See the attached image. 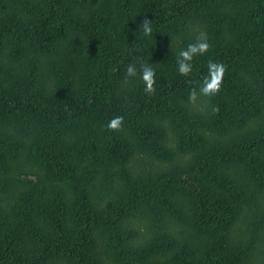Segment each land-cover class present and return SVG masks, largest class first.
Instances as JSON below:
<instances>
[{"label": "trees", "instance_id": "trees-1", "mask_svg": "<svg viewBox=\"0 0 264 264\" xmlns=\"http://www.w3.org/2000/svg\"><path fill=\"white\" fill-rule=\"evenodd\" d=\"M67 1L84 5L82 0ZM226 7L245 12L251 27L233 41L216 38L205 54L192 60L187 76L174 68L155 81L151 94L138 81L127 95L118 94L117 73L127 71L147 41L161 44L167 33L188 34L182 41L184 49L192 43L189 34L202 24L205 11L217 13ZM58 11L50 8L28 21L0 24V182L24 183L25 190L12 209H0V264H102L94 256L99 235L114 264H264V250L262 261H253V251L234 241L233 234L240 204L259 209L256 196L264 188V177L253 170L250 159L264 161V125L256 133L232 137L233 131L237 134L264 116V0H105L99 14L112 24L106 35L118 28L115 19L127 24L126 32L116 38L111 52L98 55L86 67L83 90L64 99L44 95V88L22 87L28 78L37 83L40 79L27 68L20 69L30 52L37 54L43 46L68 37L70 26ZM145 18L151 20L148 36L140 25ZM67 51L66 71L75 73L78 63L86 60L74 49ZM209 61L223 64L225 71L219 91L206 96L208 112L196 120L188 108L189 94L209 75ZM117 115L124 118L122 127L109 129L108 121ZM166 120L179 122L177 147L195 156L190 166L151 168L138 183L126 179V193L106 207L91 199L87 185L77 189L80 182L75 181L71 163L78 157L87 158L93 167L87 184L105 167L127 170L134 152L150 162L163 157L159 143L165 137L162 121ZM11 123L29 132V145L14 149L9 127L3 131ZM69 131L75 136L72 143ZM224 135L231 140L218 139ZM206 136L215 142L209 145ZM21 158L42 172L48 183L68 178L70 193L77 189V195L61 193L45 200L39 173L33 175L35 182L10 174ZM137 214L162 228L170 223H174L171 229L187 225L193 238H205L203 253L198 256L190 250L188 236L170 253V262L163 263L175 245L172 236L163 229L136 244L137 232L126 230L122 223Z\"/></svg>", "mask_w": 264, "mask_h": 264}, {"label": "rangeland", "instance_id": "rangeland-1", "mask_svg": "<svg viewBox=\"0 0 264 264\" xmlns=\"http://www.w3.org/2000/svg\"><path fill=\"white\" fill-rule=\"evenodd\" d=\"M82 1L84 4L83 7L74 5L73 2L69 3L67 0H0V24L2 21L13 24L20 21H28L32 15L37 17L46 14L50 8H56V10L59 9L58 14L62 15L70 26L68 37L63 39V41L58 42L54 46H43L42 52L37 51V54L36 51L30 52L24 60V64L20 65V69L27 68L28 71L33 72L36 77H39L40 82L37 83L38 80H33L32 82V79L28 78L22 87L24 86L28 89L33 86V89L36 91L44 88V95L49 97L58 96L62 99L69 94H79L83 90L85 80L87 79L88 70L86 67L93 65V61H96L95 59L98 55L111 52L116 38H119L126 32L124 28L127 24L121 22V19H115V22H119L118 28L112 29V33H107L106 35V29L110 31L112 24L108 20H103L99 14V10L105 0ZM245 14V12L232 11L227 7L217 13L206 10L202 24L193 29L189 34L193 38L192 43L196 41L201 32L207 34L210 47L218 37H223L226 41H233L242 31L244 32L245 28L251 27V19L245 17ZM186 36L188 34L167 33V39L161 44H159L160 41L155 39L154 42L147 41L144 44L145 47L137 54V58L133 63L137 65L136 75L128 76L127 71L121 76L118 75L120 73H117V77H115V89L118 91V94H122L123 96L127 95L132 89V85L136 84V81H138V86L144 84L139 68L141 63L150 64L155 70V81L170 74L174 68H177L178 54L182 49L183 38ZM70 45L72 48L68 47ZM68 48L74 49V54L77 53L84 58L83 60H86L85 63H78V68L76 67L77 71L75 73L67 72V64L63 62ZM200 56H194L193 60L195 61ZM84 68L86 70H83ZM206 96L198 94L196 99L189 103L188 108L194 114L196 120L208 112V100ZM157 123L159 124L160 120ZM178 125V121H162L165 137L159 145L165 155L159 157V160L155 159L150 162L144 155L139 152H134V155L127 164V170L124 171L120 169L121 167H105L94 173L95 179L92 180L91 184H87L86 182L89 172L93 171L90 160L84 157L73 159L71 164L75 173V181L80 182L77 189L87 185L86 190L92 195L91 199L98 200L100 206L106 207L108 206L107 204L113 203L119 196L122 197L126 193L123 189L126 179H133V182L138 183L143 180L148 171H156L157 169H180L190 166L195 160V156L192 153L183 154L178 149L177 143L179 139L176 128ZM263 125L264 116L259 120L249 123L243 130H236L237 134H234L235 131H233L232 137L239 136L242 138L243 136H248L250 133H256ZM8 127L10 129L8 133L10 136H13L15 143L14 149H22V147L29 145V132L23 131L24 129L18 124L16 126L15 123L4 127L3 131L5 132L4 129H8ZM67 136L69 142L72 143L75 137L73 133L69 131ZM206 137H208L206 140L209 145L215 142L214 137ZM218 139H229L228 141H230L231 137L224 135V137H218ZM244 152L249 158L245 149ZM168 154H170V158ZM166 155L168 156L164 159ZM23 158L14 166L10 174L15 176L16 179L20 176V180L28 179V181L35 182L36 178L33 175L39 173L41 181L44 179L41 188L45 200L50 199L53 195L58 196L61 193L72 198V194L74 195L75 191H77V189H73L74 192L71 191L70 193V189L68 188L70 180L68 178L52 180L48 183L47 178H45L46 176L38 171L36 167H33L31 163L24 162ZM250 163H252L251 167L254 168L253 170L258 175L262 174L264 177V161L254 162L250 159ZM4 186V181H1L0 209L6 212L12 209L18 197H21V193H24L25 190H23L24 183L19 182L13 183V185L10 184V186ZM75 195H77V192ZM256 197L260 200L259 209L254 211L253 205L249 203L240 204V211L233 226L234 241L248 245L254 254L253 261L261 260V253L264 250V188ZM122 225L126 230H135L137 232L135 238L136 244L145 243L149 237L153 236L159 230L164 229V231L170 233L175 245L172 244L170 252H167L162 258L165 260L163 263L170 262L172 258V254L170 253L177 250L180 245L185 244L184 242L188 239V236L190 238L188 241L190 250L196 255H201L205 247V238H193L191 229L187 225H176L171 229L170 226H174V223H170L168 228H162V225L161 227L159 224H152L150 221L142 218L140 214H137L128 221H124ZM103 239V236H98L94 256L102 264H114L109 258L108 248H104ZM170 264L174 263L170 262Z\"/></svg>", "mask_w": 264, "mask_h": 264}, {"label": "clouds", "instance_id": "clouds-1", "mask_svg": "<svg viewBox=\"0 0 264 264\" xmlns=\"http://www.w3.org/2000/svg\"><path fill=\"white\" fill-rule=\"evenodd\" d=\"M142 26L143 34L148 36L152 33L151 20L145 18L140 24ZM210 45L207 39V34L201 32L194 43H189L186 48L181 49L177 58V70L181 75L187 76L192 72V60L196 55L205 54ZM141 79L144 82V91L151 94L155 91V70L150 66V64L139 65ZM209 75L204 79L199 89L193 88L190 90L189 98L190 100H195L197 94L203 95H213L219 91L225 67L223 64L216 63L214 61H209L208 63ZM137 73V65L129 64L127 67V75L135 76ZM213 111H218L217 108H213ZM123 116L117 115L111 118L107 127L112 130H118L122 127Z\"/></svg>", "mask_w": 264, "mask_h": 264}]
</instances>
